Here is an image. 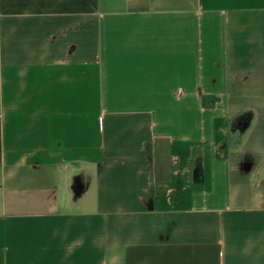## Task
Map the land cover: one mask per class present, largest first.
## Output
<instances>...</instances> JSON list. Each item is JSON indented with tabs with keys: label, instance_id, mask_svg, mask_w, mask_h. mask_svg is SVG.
I'll return each mask as SVG.
<instances>
[{
	"label": "crops",
	"instance_id": "0c3cea01",
	"mask_svg": "<svg viewBox=\"0 0 264 264\" xmlns=\"http://www.w3.org/2000/svg\"><path fill=\"white\" fill-rule=\"evenodd\" d=\"M0 264H264V0H0Z\"/></svg>",
	"mask_w": 264,
	"mask_h": 264
},
{
	"label": "trees",
	"instance_id": "16d2710c",
	"mask_svg": "<svg viewBox=\"0 0 264 264\" xmlns=\"http://www.w3.org/2000/svg\"><path fill=\"white\" fill-rule=\"evenodd\" d=\"M249 124V116H243L241 120L236 124V127L244 128Z\"/></svg>",
	"mask_w": 264,
	"mask_h": 264
}]
</instances>
